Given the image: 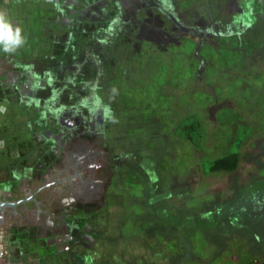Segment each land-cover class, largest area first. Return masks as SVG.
<instances>
[{
	"label": "rangeland",
	"instance_id": "1",
	"mask_svg": "<svg viewBox=\"0 0 264 264\" xmlns=\"http://www.w3.org/2000/svg\"><path fill=\"white\" fill-rule=\"evenodd\" d=\"M0 12V264H264V0Z\"/></svg>",
	"mask_w": 264,
	"mask_h": 264
},
{
	"label": "clouds",
	"instance_id": "2",
	"mask_svg": "<svg viewBox=\"0 0 264 264\" xmlns=\"http://www.w3.org/2000/svg\"><path fill=\"white\" fill-rule=\"evenodd\" d=\"M24 42L21 29L16 27L13 30L4 13L0 12V47H2L3 51L8 54L14 53Z\"/></svg>",
	"mask_w": 264,
	"mask_h": 264
},
{
	"label": "trees",
	"instance_id": "3",
	"mask_svg": "<svg viewBox=\"0 0 264 264\" xmlns=\"http://www.w3.org/2000/svg\"><path fill=\"white\" fill-rule=\"evenodd\" d=\"M239 162V155L237 152L228 153L215 158L210 169L212 171H234Z\"/></svg>",
	"mask_w": 264,
	"mask_h": 264
}]
</instances>
